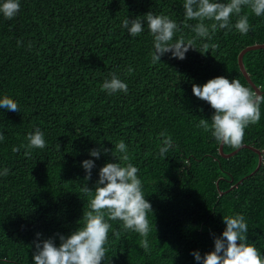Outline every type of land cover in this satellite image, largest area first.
I'll list each match as a JSON object with an SVG mask.
<instances>
[{"label":"trees","instance_id":"16d2710c","mask_svg":"<svg viewBox=\"0 0 264 264\" xmlns=\"http://www.w3.org/2000/svg\"><path fill=\"white\" fill-rule=\"evenodd\" d=\"M183 2L19 0L13 19L0 14V97L8 95L19 105V112L0 109V172L9 169L7 177L0 175V264H32L34 240L51 237L59 244L55 234L68 235L78 227L89 199L80 188L84 183L93 188L99 168L114 162L111 150L119 157L115 144L120 140L139 169L155 231L149 233L151 251L146 253L137 233L110 221L103 264H198L190 253L211 251L213 235L225 228L222 217L236 213L246 218L248 242L264 255V103L259 122L244 132L242 144L262 151L260 165L248 175L257 154L240 148L221 157L211 132L197 127L201 118L211 123L214 110L192 93L193 84L218 76L238 79L253 90L236 55L246 45L264 43V16L245 8L251 25L246 35L234 28L218 30L210 42L197 39L196 50L189 49L185 59L168 53L152 64L147 25L132 37L121 22L151 11L182 27ZM182 34L186 40L195 35L188 28ZM205 42L218 47L204 53ZM242 63L264 94V48L245 51ZM110 72L128 85L127 94L101 91ZM36 127L44 132L46 147L27 157L24 148L14 153L12 148L26 144V135ZM162 131L174 145L164 159L159 155ZM101 146L110 151H101L98 159L89 155ZM233 149L222 144L223 153ZM87 159L95 167L84 181L81 162ZM116 230L119 238L113 235Z\"/></svg>","mask_w":264,"mask_h":264},{"label":"clouds","instance_id":"9594fccd","mask_svg":"<svg viewBox=\"0 0 264 264\" xmlns=\"http://www.w3.org/2000/svg\"><path fill=\"white\" fill-rule=\"evenodd\" d=\"M182 6V27L169 16L157 15L151 11L143 16H127L122 20L121 27L132 37L139 36L145 31V24L147 25V30L153 37V50L150 53L152 64L160 62L161 57L168 53L171 58L185 59L189 49L196 50L197 39L210 42L218 30L232 31L234 28L241 35H246L251 25L249 15L242 11L245 8L257 17L264 16V0H184ZM19 10V0H0V14L5 19H13ZM233 17L236 18L234 24ZM188 21L197 23L193 25ZM182 28L190 29L195 34L194 37L186 40ZM177 32H181V35L174 40ZM20 43L17 41L18 46ZM210 47L216 48L218 45L207 42L202 44L204 53ZM132 71L129 66L127 73L131 74ZM109 77L103 81L101 91H106L109 95L118 92L127 94L128 85L115 72H110ZM192 93L214 110L211 123L201 118L197 127L205 132L210 131L220 144L239 148L243 143L245 129L260 120V105L264 103V94L245 87L238 79L230 81L218 76L203 85L193 84ZM0 109L19 112V105L10 96L3 95L0 97ZM44 135L36 127L26 135L27 143L14 146L12 151L16 153L24 148V155L31 156L33 149L46 147ZM159 137V155L164 159L174 146L173 140L165 131L160 132ZM3 139V133H0V141ZM57 148L59 150L58 144ZM115 150L120 154L119 157H115L111 150L114 162L105 163L99 168L98 179L93 188L85 183L80 188L89 199L88 210L83 211L82 218L77 222L78 227L68 235L55 234L59 244L51 237L34 240L32 264H103L108 251L105 247L109 242L108 234L112 230L110 221H120L124 232L137 233L141 237L139 246L146 253L151 251L148 236L151 231H155V225L154 221L150 223L148 213L153 216V209L142 191V181L137 175L139 169L131 163L123 140L116 142ZM101 151L107 153L110 150L101 146L91 149L89 155L98 159ZM81 166L85 170L84 181L90 180L95 167L94 161L84 160ZM0 175L7 177L9 169L4 168ZM222 220L225 228L219 236L213 235V249L203 255L198 250L190 253L198 264H264V255L246 238L249 229L245 216L240 213L224 215ZM40 235L36 233L37 238ZM113 235L119 238L121 231H113Z\"/></svg>","mask_w":264,"mask_h":264},{"label":"water","instance_id":"95a60500","mask_svg":"<svg viewBox=\"0 0 264 264\" xmlns=\"http://www.w3.org/2000/svg\"><path fill=\"white\" fill-rule=\"evenodd\" d=\"M258 48H264V43H253V44H250V45H246L244 47H242L237 55H236V63H237V66H238V69L239 71L241 72L243 78L245 79V81L252 87L253 91H256L258 94H260V91L258 89V87H256L254 85V83L250 80L249 78V75L247 74V72L245 71L244 69V66H243V63H242V55L245 51H248V50H253V49H258ZM240 148H248L250 150H252L253 152H255L257 154V163H256V166L255 168L248 174H252L257 168L258 166L260 165L261 163V154H262V151L248 145V144H242L239 148H235L227 153H223L222 152V144L218 143V146H217V151H218V154L221 156V157H229L231 155H233L235 152H237ZM246 175V176H248ZM246 176H244L243 178H245ZM242 180L239 179L237 180L234 184H232L228 189H231L232 187H235L240 181ZM219 193H222V192H219Z\"/></svg>","mask_w":264,"mask_h":264}]
</instances>
